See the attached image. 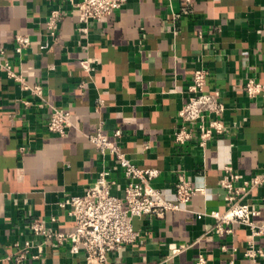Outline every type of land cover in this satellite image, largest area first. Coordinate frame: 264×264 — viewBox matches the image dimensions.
<instances>
[{"label": "crops", "instance_id": "obj_1", "mask_svg": "<svg viewBox=\"0 0 264 264\" xmlns=\"http://www.w3.org/2000/svg\"><path fill=\"white\" fill-rule=\"evenodd\" d=\"M79 0H0V50L27 84H40L42 101L0 68V264L13 241L28 236L37 217L46 226L72 231L62 202L80 194L103 168L121 196L126 179L116 159L101 154L88 139L97 131L119 144L137 166L157 170L151 183L171 200L175 183L186 179L201 190L187 205L162 217L132 218L135 242L108 253L106 264H264L244 255L247 227L232 223L215 234L211 211L227 207L219 185L224 165L247 179L263 172L264 92L249 97L251 78L264 82V0H128L100 21H79ZM63 17L54 36L47 34L52 9ZM30 44L14 51L16 34ZM92 70L85 71L80 59ZM207 70L205 90H219L225 130L205 148L195 141L173 142L176 114L188 97L194 70ZM70 113L65 136L47 131L51 107ZM243 202L264 221V183L249 189ZM54 218L52 220L51 218ZM264 252V236L254 238ZM186 245L171 254L169 245ZM222 247H225L223 249ZM20 264H85L81 249L50 241L35 247Z\"/></svg>", "mask_w": 264, "mask_h": 264}, {"label": "built area", "instance_id": "obj_2", "mask_svg": "<svg viewBox=\"0 0 264 264\" xmlns=\"http://www.w3.org/2000/svg\"><path fill=\"white\" fill-rule=\"evenodd\" d=\"M128 0H79L76 9L79 12V21H100ZM63 17L62 11L52 9L45 22L47 34L54 36ZM14 51L18 54L30 44L26 34L14 36ZM82 68L90 72L92 67L87 58L80 59ZM0 68L7 75L15 79L23 89H28L33 95L45 102L40 84L29 85L25 79L16 73L11 64L4 59L3 50H0ZM207 70L199 68L194 70L187 86L188 97L176 114V127L173 134L175 145H186L190 141L205 148L210 140L225 130L222 115L225 105L221 100L220 91L205 90ZM244 92L249 97H256L264 92V82L247 79L243 85ZM72 126L70 113L62 108L51 107L46 121V129L59 136H65L68 128ZM122 131L116 129L112 138L97 131L88 134V139L95 145L101 154H110L120 167L126 184L122 195L116 196L111 192L114 180L110 178V171L103 167L95 179L80 194L68 195L60 205L68 206V214L72 217L74 228L63 232L46 226L44 221L37 217L30 219L27 224L28 236L13 241V251L3 257V260H12L20 264L32 254L35 247L42 246L50 241L57 244L69 242L71 250L81 249L84 252L85 264H106L107 255L117 251L126 244L135 242L138 231L133 228L132 218L141 215L162 217L167 211L184 208L191 196L200 191L186 179H178L175 183L174 200L164 197L152 183L157 170L139 167L134 164L122 150L119 137ZM264 183L263 172L244 179L234 172L230 165L222 167L219 185L225 191L224 199L227 203L225 211H211L209 215L214 218L213 232L217 235L232 232L231 224L239 223L248 228L250 240L244 255L256 261L264 255L263 249L256 244L254 238L264 236V221H256L259 209L252 203L243 202L242 198L249 189ZM54 220V218H51ZM186 245H169L171 254L178 253ZM225 249V247H222ZM203 254H198L193 264H206ZM229 264H234L233 260Z\"/></svg>", "mask_w": 264, "mask_h": 264}]
</instances>
